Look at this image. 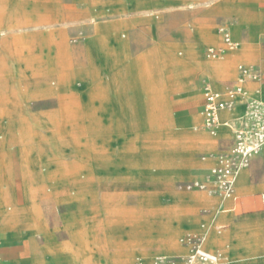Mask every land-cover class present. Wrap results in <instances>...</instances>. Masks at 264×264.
Segmentation results:
<instances>
[{
    "label": "rangeland",
    "instance_id": "rangeland-1",
    "mask_svg": "<svg viewBox=\"0 0 264 264\" xmlns=\"http://www.w3.org/2000/svg\"><path fill=\"white\" fill-rule=\"evenodd\" d=\"M131 1L133 8L126 14L134 19L130 28L122 34L99 27L96 33L101 39V33H107L108 43L103 45L107 55L114 54L110 37L123 36L128 46L134 105L131 123L122 127L107 112V101L121 100L125 74L107 69L113 88L105 90V99L106 78L95 74L96 57L87 55L92 30L120 15H110L111 7H107L110 12L104 10L109 15H97L89 0H56L60 18L23 28L12 27L15 0L4 5L7 11H0V32L7 35L2 44L5 52L0 53V96L22 83L38 88L47 73L57 71L62 76H48L47 92L56 96L28 98L21 107L0 105V231L15 238L19 228L36 231L20 238L25 251L45 244V234L50 243L87 245L93 260L102 247L105 254L130 251L139 261L149 255L146 242L168 241L183 245L185 252L160 260L155 255L154 261L174 262L190 254V237H204L210 252L227 241L224 221L212 228L205 224L202 231L178 228L182 209L187 214V206L193 204L189 199L226 200L214 185L206 190L188 185L204 179L214 157L229 146V140H218L214 147L204 148L206 139L196 136H211L202 121L181 117L188 112L201 115L204 78L226 92L236 84L240 63L256 67L264 78V0ZM222 24L230 27L239 46L225 57L213 58L208 49L220 45ZM37 34L60 38L61 44L45 46L23 39ZM195 34L197 50L191 46ZM86 62L88 74L83 72ZM119 63L115 61L116 67ZM252 82L256 90L247 87L248 96L258 90L264 95V80ZM187 92L193 95L186 102L199 105L182 111ZM261 153L252 160L243 188L238 186L246 170L238 179V202L261 199ZM221 205L203 206L197 212L225 217L229 213L224 210L232 206ZM21 208L29 218L23 217ZM213 234L217 238L210 245ZM76 251V255L56 252L53 262L89 261L79 257V247ZM32 258L26 254V259Z\"/></svg>",
    "mask_w": 264,
    "mask_h": 264
},
{
    "label": "crops",
    "instance_id": "crops-1",
    "mask_svg": "<svg viewBox=\"0 0 264 264\" xmlns=\"http://www.w3.org/2000/svg\"><path fill=\"white\" fill-rule=\"evenodd\" d=\"M93 5V12L97 15H109L104 12V10L107 7H111L114 12L110 15H120L118 18L112 20V22L108 23H100L97 27H95L94 30H92V37L88 41L87 46V55L89 58V53L96 57V60L98 62V66L96 67L95 74L103 75L106 78V82H103L102 86V93L103 96L106 99L105 96V90L112 89L113 83L112 79L110 77V73L107 71V69L111 70V73L114 72H122V74H125V80H124V86L122 93L119 95L121 97L120 101H117L115 104V101L106 100L108 102L109 107V115L114 119L116 124L119 127L124 126L126 122L128 124L131 123V116L132 115V108L134 105V92H133V86L129 82L131 74L133 73V69L131 67V64L127 62L128 59V46L126 41L124 40L123 36H121L120 39L116 40L113 39V37H110L111 40V48L113 50V55H107L104 51L103 45L107 44V38L105 35L107 33H101L102 39L100 38V35L96 34L97 29L100 28H110V29H116V31L123 34L124 30L130 28L134 24V19L131 18V16H127L126 14L133 8V3L131 0H89ZM2 2L3 6L0 8V11H7L4 5L9 4V0H0ZM230 6H237V4H227ZM14 10H12L11 13H13L15 16L14 20L12 22V27H25L30 24L33 25H40L44 22H53L56 21L58 18V12L57 9V3L56 0H15ZM111 8H107V12H110ZM226 25L227 24H222ZM229 27V26H228ZM2 29V27H0ZM153 33H156V27L155 25H152ZM230 29V27H229ZM231 33L232 30L230 29ZM115 33V32H113ZM1 34V32H0ZM113 35V34H112ZM7 36V35H6ZM6 36L1 34L0 37V53H4L3 50V40L6 38ZM10 38L14 41L20 39V38H14L11 35ZM234 40L238 41L236 37L233 35ZM194 42L191 45L192 48L197 50V46L195 45L198 42V38L196 37V34L194 35ZM220 45L214 46V47H221L223 45L222 37L220 34ZM27 39V41H30L31 39H35L38 42L44 44L45 46L49 44H61V39L54 36L47 37L42 36L41 34L34 35L29 38H23ZM109 40V38H108ZM202 43L204 46V42ZM198 45V44H197ZM234 51V50H230ZM230 51H227L226 54ZM62 54V52H61ZM225 54V55H226ZM225 55L223 57H225ZM157 57V54L155 55ZM154 57V58H155ZM121 61V64L119 63V66L116 67L115 61L118 60ZM114 62L113 64L111 62ZM85 63V62H84ZM240 64H246V63H240ZM239 64V65H240ZM238 65V66H239ZM248 65V64H246ZM88 63L86 62L83 72L84 74H88L89 71ZM209 70V69H208ZM218 71V70H217ZM216 71V72H217ZM216 72H213L214 74ZM58 74L60 75L61 79V73L60 72H51L47 73L45 75V83L44 85L38 87V88H29L24 83L15 90L14 92H6L4 95L0 96V105L5 107H21L25 100L28 98H38V97H45V96H56L53 94H48L47 89L50 87L47 86L48 76L51 74ZM71 73L69 72V76ZM239 77V70H238V76L235 80V83L237 82ZM20 79V76H19ZM205 79V78H204ZM63 81V80H62ZM105 81V80H104ZM246 86L250 90H256V83L249 81L247 82ZM264 84H262V87ZM214 87V85H213ZM57 89V88H55ZM217 91H222L218 88H215ZM260 89V88H258ZM60 91V89H59ZM60 93V92H59ZM58 93V95H59ZM187 98L182 99V102H184V106L181 109L182 111L186 109H191L192 107H195L199 104H188L186 101L192 97L193 92H187L186 93ZM257 94H254L256 96ZM258 97L264 98L263 94L258 95ZM203 103H202V109H201V115L197 114H191L190 112L184 113L183 121H188L191 119L201 120V126L206 130L204 126V116L202 114L203 106L205 103L204 95H203ZM200 103V104H201ZM123 110L124 118L121 120V111ZM241 108L236 110V113H241ZM120 112V113H119ZM183 113V112H182ZM118 114V115H117ZM201 116V117H200ZM199 117V119H197ZM233 115L227 112H221L220 113V120L221 122L225 121H231ZM227 129V130H223ZM222 130V133L219 131V134L212 135L209 133L211 137H207L206 135L196 136V139L205 138L206 142L203 145L204 148L208 147H214L218 140H229V144L227 146L231 145L233 143L234 135L232 134L233 131L230 127H224ZM231 136L229 137V135ZM228 143V142H227ZM228 146V147H229ZM225 149V147H223ZM223 149V150H224ZM222 151V150H221ZM260 160L264 162V152L261 153V155L258 157ZM250 167L246 168L244 174H242L243 182L238 187L243 188V186L246 184V179L251 172L249 169ZM202 180V179H200ZM245 189V188H244ZM264 193V192H263ZM261 193V199H240L238 202V197L235 194L234 198L221 200V199H189L192 201V205L187 206L186 212L187 214H184V209H182L183 213L179 217L178 220V228L180 230L186 231V230H193V231H202V226L205 224H208L211 228L213 225L217 222H223L222 226H224L225 229V239L227 240L224 245L218 247L216 251L221 250L223 251L226 256L229 259V264H264V202L262 199ZM238 202V207H235ZM222 203L221 207H224V203L228 204L232 207L230 209L224 210V212L227 211L229 213L225 217H222L219 214H213V213H203L200 211L197 212V209L203 207V206H212L215 207V205ZM234 206V207H233ZM191 207V208H189ZM11 209V207H9ZM236 209V211H235ZM234 210V211H232ZM229 211V212H228ZM20 213L23 214L24 218H29L25 213L23 212V208H21ZM19 233L16 235L17 238H15L12 234L4 233L2 231L1 234L3 236L4 243L0 245V264H57L53 260L55 259L56 252H65L68 254L76 255L77 247L80 248V256L88 259L89 261H86L85 263L80 260V264H183V260H177L174 262H168V261H161V262H155L154 256L156 255L155 260H160L162 258H170L173 256L174 253L180 254L182 252H185V247L182 245H172L173 243H169L168 241H161L158 243V245H152V243L146 242L145 244L148 247V254L145 258H138L139 261L135 259V256L130 251L123 250L122 252H118L117 254H105L104 248L97 249L98 255L97 260H93L95 256L90 255V247L87 245H70V244H64V243H50L49 242V236L44 234L45 244L36 246L33 249L24 250L22 244L20 243V238L28 237L31 233H35L36 231L30 230L28 227H23L18 229ZM210 231V228L208 229ZM71 236V231H70ZM72 238V237H71ZM216 236L213 234L210 238V245L211 242L213 243L216 240ZM76 246V248L74 247ZM74 247L75 249H73ZM172 248V249H171ZM207 250V249H206ZM74 252V253H73ZM30 253L32 255V260L26 259V254ZM83 260V259H82ZM76 261H71L69 264H79Z\"/></svg>",
    "mask_w": 264,
    "mask_h": 264
},
{
    "label": "built area",
    "instance_id": "built-area-1",
    "mask_svg": "<svg viewBox=\"0 0 264 264\" xmlns=\"http://www.w3.org/2000/svg\"><path fill=\"white\" fill-rule=\"evenodd\" d=\"M223 45L208 49L209 56L223 57L227 51L238 48V41L234 40L228 26L219 28ZM239 77L234 87L226 92L217 91L206 78L202 81L205 103L202 114L206 130L217 135L222 110H230L236 104L245 106V112L237 120H231L226 125L234 132L233 143L220 151L214 157V165L202 180L188 185L189 188L206 190L214 185L225 198L235 197L237 177L243 169L250 166L252 160L264 150V102L247 95V82L263 81L261 73L252 65L240 64ZM264 202V193L262 194ZM192 244L190 254L183 259V264H229L226 254L221 251L210 252L204 246L202 236H193L189 239Z\"/></svg>",
    "mask_w": 264,
    "mask_h": 264
},
{
    "label": "bare ground",
    "instance_id": "bare-ground-1",
    "mask_svg": "<svg viewBox=\"0 0 264 264\" xmlns=\"http://www.w3.org/2000/svg\"><path fill=\"white\" fill-rule=\"evenodd\" d=\"M248 95V94H247ZM258 95H260V90H258V93H257V95L256 96H252V97H254L255 99H257V100H259V101H261V102H264V98H262V97H258ZM239 108H241V113H239V114H237L236 113V110L237 109H239ZM221 112H227V113H230L231 115H233V117L232 118H230V119H233V120H237L239 117H241L242 115H243V113L245 112V106L244 105H241V104H236L235 106H233L230 110H222ZM227 123H229V121L227 120V121H225V122H221V125H220V128H219V131L221 132V130L224 128V127H229V126H227L226 124ZM263 152H264V150H263ZM209 155V154H208ZM215 155V154H214ZM245 169H243L242 171H240V173H239V175H238V177H237V182H236V184L238 183V179H239V177H240V175H241V173L244 171ZM226 199H228V198H226ZM189 240V239H188ZM1 245V244H0ZM191 251V250H190Z\"/></svg>",
    "mask_w": 264,
    "mask_h": 264
}]
</instances>
